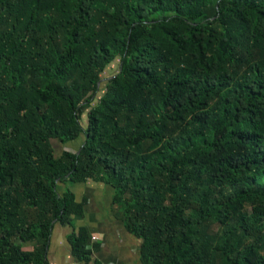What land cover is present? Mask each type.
<instances>
[{"label":"trees","instance_id":"obj_1","mask_svg":"<svg viewBox=\"0 0 264 264\" xmlns=\"http://www.w3.org/2000/svg\"><path fill=\"white\" fill-rule=\"evenodd\" d=\"M87 182L142 264H264V0H0V264H49Z\"/></svg>","mask_w":264,"mask_h":264},{"label":"crops","instance_id":"obj_2","mask_svg":"<svg viewBox=\"0 0 264 264\" xmlns=\"http://www.w3.org/2000/svg\"><path fill=\"white\" fill-rule=\"evenodd\" d=\"M90 183L94 182L80 185L84 186L80 198L71 190L79 202L87 201L85 215L74 219L71 226L54 227L47 256L49 264H94L95 261L99 264H142L141 242L127 231L118 217L119 210L112 204L113 191L107 186L103 190L89 186ZM68 185L63 189H68ZM82 228L88 230L91 239L97 238L95 243L90 242V263L76 259L69 243V237Z\"/></svg>","mask_w":264,"mask_h":264},{"label":"rangeland","instance_id":"obj_3","mask_svg":"<svg viewBox=\"0 0 264 264\" xmlns=\"http://www.w3.org/2000/svg\"><path fill=\"white\" fill-rule=\"evenodd\" d=\"M116 64L112 65L111 66V69L109 71L106 72V77L110 76L111 74H113L115 71H116ZM88 124V118H87V114H85L83 116V119H82V126L83 127H86ZM53 143V146H54V149H55V153L56 155H60L62 153V151H69V152H77L80 150V148L82 147L83 143H84V136L80 137L78 140L74 141V142H71L65 146H62L58 141L54 140L52 141ZM89 186H94L98 189H101L103 190L104 187H106L105 185L103 184H100V183H90ZM68 188L74 192L77 193L78 197L80 198L81 197V194L84 190V186H80V185H71L69 184L68 185ZM107 188V187H106Z\"/></svg>","mask_w":264,"mask_h":264},{"label":"built area","instance_id":"obj_4","mask_svg":"<svg viewBox=\"0 0 264 264\" xmlns=\"http://www.w3.org/2000/svg\"><path fill=\"white\" fill-rule=\"evenodd\" d=\"M91 241H93V243H95L97 241V238H92ZM104 264H113V263L108 262V263H104Z\"/></svg>","mask_w":264,"mask_h":264}]
</instances>
